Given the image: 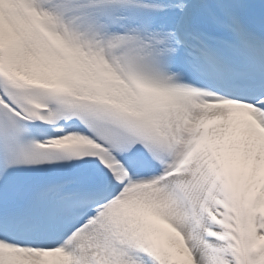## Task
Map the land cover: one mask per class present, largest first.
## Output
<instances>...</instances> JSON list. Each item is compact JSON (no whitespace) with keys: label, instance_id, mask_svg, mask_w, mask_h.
Here are the masks:
<instances>
[{"label":"snow or ice","instance_id":"snow-or-ice-1","mask_svg":"<svg viewBox=\"0 0 264 264\" xmlns=\"http://www.w3.org/2000/svg\"><path fill=\"white\" fill-rule=\"evenodd\" d=\"M0 264H264V0H0Z\"/></svg>","mask_w":264,"mask_h":264}]
</instances>
